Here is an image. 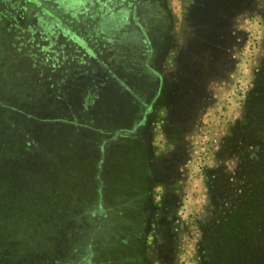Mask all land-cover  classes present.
I'll return each mask as SVG.
<instances>
[{"label": "rangeland", "instance_id": "obj_1", "mask_svg": "<svg viewBox=\"0 0 264 264\" xmlns=\"http://www.w3.org/2000/svg\"><path fill=\"white\" fill-rule=\"evenodd\" d=\"M229 6V24H206L202 31L200 86L189 88L195 73L184 69L180 76L187 90L173 118L186 119L187 146L179 152L185 159L169 238L160 249L156 223L147 237L154 264H199L198 223L210 209L208 171L217 166V154L235 180L234 131L259 134L244 122L264 70V0H0V264H121L117 231L126 227H108L101 217L98 228L93 215L95 161L108 162L106 197L114 204L122 183L127 190L134 181L128 151L135 137L127 127L172 75L167 30L170 49H184L195 18L211 19L212 9L223 14ZM155 112L151 151L160 170L170 145L166 110L158 103ZM154 194V206L162 209L163 188Z\"/></svg>", "mask_w": 264, "mask_h": 264}, {"label": "trees", "instance_id": "obj_2", "mask_svg": "<svg viewBox=\"0 0 264 264\" xmlns=\"http://www.w3.org/2000/svg\"><path fill=\"white\" fill-rule=\"evenodd\" d=\"M263 80L264 70L259 74L256 87L249 98L247 116L245 115L247 118L244 122L245 126L250 129L254 128V125L259 127L257 138L242 133L240 130L234 131L232 138L235 150L240 153L235 180L232 181L225 174L226 170L222 163L224 159L218 158L217 154V166L208 171L205 184L208 190L210 209L198 223L200 231L197 250L199 264H264V116L261 115L257 119L254 117L257 111L264 112L259 99L261 96L264 98V93L261 92L263 85L260 82ZM182 83L184 82L178 81L173 86L167 82L166 86L162 83L152 99L148 103L142 104L139 118L132 126L127 127L132 138L135 137L132 140L134 147L128 151L134 154V163L132 164L135 168L134 181L132 180V185L127 190L122 183V197L114 204L110 203L106 197L109 178L105 177L104 173H107L108 162L104 161L101 156H98L95 161L96 213L93 215L95 219H98L96 221L99 224L98 228L100 224L102 225V218L108 227H116L119 223L121 227H126L118 228V231L117 228H114L119 233L122 251L116 258L121 264H154L149 259L147 247V237L151 226L156 223L158 227V235L161 238L159 239L160 249H163L169 238L166 228H170L171 231L174 226L172 217L179 203L176 189L180 180L178 167L185 159L183 154L180 156L179 152L187 146L183 139L185 135L182 132L184 129L186 132L189 130L188 127H184L186 119L173 118L181 98L186 96L187 88L185 90ZM172 87L176 88L175 91L169 90ZM189 88L193 90L194 85L190 84ZM255 98L259 99L258 107L253 104ZM158 103L166 110L165 135L166 141L170 145V150L166 152L160 162V170L156 165L159 160L154 159V153L151 151V121L155 118ZM191 105L188 102L189 108ZM181 115L188 116V113ZM178 134H181L179 138ZM227 141L230 142L229 138L222 143L219 151L220 156L225 150ZM95 153L97 152L95 151ZM106 157H109V154ZM124 168L125 161L123 160L121 169ZM158 187L163 188L162 209H157L154 206V190ZM144 194H146L145 197H143ZM162 214L166 218H162ZM137 215L142 218L140 227L133 225V220ZM171 238L173 242V237Z\"/></svg>", "mask_w": 264, "mask_h": 264}, {"label": "flooded vegetation", "instance_id": "obj_3", "mask_svg": "<svg viewBox=\"0 0 264 264\" xmlns=\"http://www.w3.org/2000/svg\"><path fill=\"white\" fill-rule=\"evenodd\" d=\"M192 1V0H191ZM192 3L189 4V7L187 6L185 8V12H184V17H188L190 16V11L192 10L191 7ZM209 6H206V11H209ZM231 9V7L229 6L225 12L222 14L221 11L219 12V10H213L210 12V18L211 19H204V20H199L197 18H195L196 20V24L192 25L190 24V26L187 28L186 30V44L184 46V49L180 47L179 48H172L171 47V37L170 35H173L171 32V29L167 30V34H166V64L167 63H172L171 67L173 66V70H172V75H174V73L176 74L174 79L176 80H171L172 75L167 78L166 76V82L169 83V85H172L174 83H178V81L180 82V80L182 79L181 73L186 72L184 69H186L188 72H192L195 73V80L191 82L192 85H199L200 86V76L202 75V69H203V61H205L206 58V53L203 52V46H204V42H205V38L203 37L202 31L204 28V26L206 24H212L215 25V27L217 26V24H221L222 26H224L223 22L229 24L230 21L233 19L234 13L232 12L231 14L227 13L229 12V10ZM203 10H205V8H203ZM223 11V10H222ZM213 13H217L216 18H214L212 16ZM231 16V17H230ZM230 17V18H229ZM187 25V24H186ZM226 25V24H225ZM194 26V28H193ZM197 26V28L195 27ZM170 49V50H169ZM199 79V80H198ZM184 81V78L181 80V82ZM190 82V81H189ZM202 85V84H201ZM146 194H144L143 197H145ZM149 196V193H148ZM146 200V198H144ZM144 200V202H145ZM144 206L146 207V204L144 203ZM141 217V216H140ZM137 217L133 220V225H137L140 227L141 225V221L142 218ZM145 222V219L143 220V223ZM136 228V227H133Z\"/></svg>", "mask_w": 264, "mask_h": 264}]
</instances>
